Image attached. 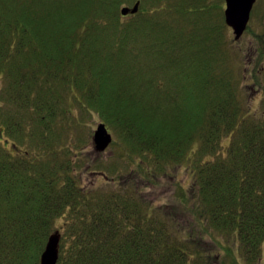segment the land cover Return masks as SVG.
Instances as JSON below:
<instances>
[{
    "label": "trees",
    "instance_id": "1",
    "mask_svg": "<svg viewBox=\"0 0 264 264\" xmlns=\"http://www.w3.org/2000/svg\"><path fill=\"white\" fill-rule=\"evenodd\" d=\"M137 1L0 0V264H41L56 234L57 264H264V84L231 72L221 4L140 0L124 21ZM73 104L118 158L90 162Z\"/></svg>",
    "mask_w": 264,
    "mask_h": 264
},
{
    "label": "rangeland",
    "instance_id": "2",
    "mask_svg": "<svg viewBox=\"0 0 264 264\" xmlns=\"http://www.w3.org/2000/svg\"><path fill=\"white\" fill-rule=\"evenodd\" d=\"M211 4H221V11L224 15L226 3L225 0H210ZM149 6H151V2H147ZM129 7H133V4L129 3ZM141 8V6H140ZM140 11V10H139ZM220 12V11H219ZM221 13V14H222ZM130 17H127L124 19V21H128ZM226 49L228 50L229 58H228V66L235 75L236 80H238L240 77H245L243 82V87H258L257 85H253L254 82L252 80V77H260L261 83L264 84V60L263 62H260L261 64L254 67L255 63H253V58H256L258 56L256 48H259V44L261 43V40L264 39V0H256V3L253 7L251 19L249 23V27L247 31L244 33L243 37L236 41L234 37L233 30L229 27H227L226 31ZM140 47L143 46L142 41L139 42ZM264 59V58H263ZM253 74V76H252ZM256 74V75H255ZM3 80L0 78V93L3 90ZM257 95V94H255ZM252 96L250 101L251 109L259 108L260 109V101L258 100L259 96ZM73 107L75 108V114L79 118V121L82 120L80 128L77 129V133L84 136V138H89L91 141V145L87 147L89 151V158L90 162L95 166L104 162H109L110 159L115 155L117 152V149L112 144L110 147L106 150L104 153H97L94 148L93 143V137L95 135V130L97 129V126L100 123H104L103 120L99 116H93L86 115L84 111H82L76 104H73ZM106 124V123H104ZM107 126V125H106ZM109 129V128H108ZM110 133L113 135V139L116 140L117 137L113 131L109 129ZM113 140V141H114ZM0 152L2 148H7L12 150L11 143H6L5 138H1L0 140ZM118 147V146H117ZM22 148V147H21ZM23 149V148H22ZM119 153L117 152L116 157L118 158ZM114 160L117 161L120 169L123 172L128 173V169L133 168L132 162L129 160V158L125 159L124 162L118 161L115 157ZM126 162V163H125ZM128 162V163H127ZM123 164V165H122ZM92 168L89 167L88 170H91ZM175 169V168H174ZM173 169V170H174ZM87 170V169H86ZM172 171V170H171ZM89 172V171H88ZM85 171L83 179L87 182H93L94 176ZM174 172V171H173ZM172 172V173H173ZM125 173V174H126ZM176 180L178 179L179 182H181L185 187H189L192 183V177L189 173V170L185 169L184 166L177 167V170L175 171ZM95 183L98 185H101L105 181V177L103 175L98 174L96 176ZM162 182L163 184L166 183L165 189H162V191L165 192V195L169 196L170 192L174 189L175 185L171 181L169 177L165 178ZM167 196V197H168Z\"/></svg>",
    "mask_w": 264,
    "mask_h": 264
},
{
    "label": "water",
    "instance_id": "3",
    "mask_svg": "<svg viewBox=\"0 0 264 264\" xmlns=\"http://www.w3.org/2000/svg\"><path fill=\"white\" fill-rule=\"evenodd\" d=\"M225 21L228 27L232 28L236 41H239L247 31L253 7L256 0H225ZM141 1H137L133 7L124 6L120 12L122 16L135 15L139 12ZM113 135L104 123H100L95 130L93 137L94 148L97 153H104L113 142ZM58 234L50 237L46 249L41 257V264H57L59 260Z\"/></svg>",
    "mask_w": 264,
    "mask_h": 264
}]
</instances>
